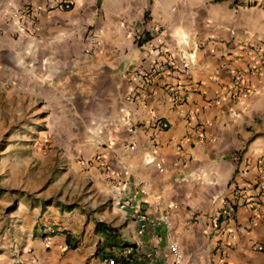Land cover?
Wrapping results in <instances>:
<instances>
[{"label":"crops","instance_id":"obj_1","mask_svg":"<svg viewBox=\"0 0 264 264\" xmlns=\"http://www.w3.org/2000/svg\"><path fill=\"white\" fill-rule=\"evenodd\" d=\"M57 2L0 0L24 21L23 6L44 9L37 38L0 27V85L29 87L38 70L75 81L89 67L111 83L109 120L78 148V185L61 200L72 208L49 206L41 236L0 264H173L174 242L182 264H264V67L246 47L264 50L263 22L225 0H106L99 10L79 0L71 12L46 11ZM89 11L104 38L96 58L75 47ZM136 32L151 38L137 49ZM163 55L174 63L161 67ZM176 91L188 100L175 103ZM232 205L234 216H221Z\"/></svg>","mask_w":264,"mask_h":264},{"label":"rangeland","instance_id":"obj_2","mask_svg":"<svg viewBox=\"0 0 264 264\" xmlns=\"http://www.w3.org/2000/svg\"><path fill=\"white\" fill-rule=\"evenodd\" d=\"M66 1L72 2L69 8ZM78 1L58 0L55 8L46 11L71 12ZM105 1L98 0L96 9ZM225 1L240 13L242 20L255 16L264 25V0ZM61 2L63 8L59 7ZM27 6L21 11L27 21L0 7V27L4 23L5 32L12 30L16 39L37 38L41 30L44 9L29 6L32 14L28 17ZM82 18L75 47L82 55L96 58L104 38L89 21L90 11ZM150 39L136 32L129 41L137 49ZM94 72L87 67L81 70L79 79L74 81L67 74L62 83L52 82L38 70L29 87L14 80L8 82V78L0 85V260L11 259L26 240L41 236V220L49 206L72 208L61 200L64 196L70 199L74 183L78 185V175L73 170L78 148L100 140L104 132L95 129L109 120L105 115L110 112L107 105L111 101V83L104 78L98 82Z\"/></svg>","mask_w":264,"mask_h":264},{"label":"built area","instance_id":"obj_3","mask_svg":"<svg viewBox=\"0 0 264 264\" xmlns=\"http://www.w3.org/2000/svg\"><path fill=\"white\" fill-rule=\"evenodd\" d=\"M65 3H66V8H69L72 5L71 1H66ZM59 5H60L59 6L60 8L64 7V6H62L63 5L62 2ZM31 12H32L31 8L29 6H27L25 8V13L28 17L31 16V14H32ZM246 47H247V50L249 52H254V53L256 52L257 53L256 57H255V64L260 66V67H264V50H261V49L258 50L251 43L247 44ZM163 56H164V60L161 62L162 63L161 67H163L164 65L174 63L173 59H171V58L169 59L168 56H166V55H163ZM161 67H160L159 63L158 64L156 63L154 70L157 71ZM187 68H188V66L186 64H184V67H183L184 74H187ZM153 71L151 73H148L145 76L146 79L148 80V83L152 82V80L154 78ZM245 78H246V76L243 73H238L237 76L235 77L236 84H237L236 87H238L237 95H239V92L242 91V89L247 88V82H246ZM187 100H188V96L180 95V93L178 91H176V93L174 95V102L175 103L183 104ZM157 125L162 129H166L169 127L168 123H166V122H158ZM263 167H264V162H263ZM240 193H242V192H240ZM240 199H244V196L242 194L240 195ZM235 211H236V205H232L224 213H222L221 216H223L227 219H231L234 216ZM160 220L164 224V226L166 227L167 232L171 233L173 230V223H172V219L170 218V216L167 214H164L160 217ZM170 250H171V253L173 255V264H182L183 254H182L178 244L175 242L172 243L170 246ZM104 262H105V264H117V262L114 258H105Z\"/></svg>","mask_w":264,"mask_h":264},{"label":"bare ground","instance_id":"obj_4","mask_svg":"<svg viewBox=\"0 0 264 264\" xmlns=\"http://www.w3.org/2000/svg\"><path fill=\"white\" fill-rule=\"evenodd\" d=\"M21 31V30H20Z\"/></svg>","mask_w":264,"mask_h":264}]
</instances>
